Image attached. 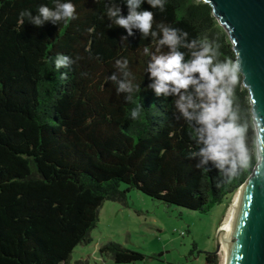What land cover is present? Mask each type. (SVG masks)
I'll list each match as a JSON object with an SVG mask.
<instances>
[{
    "label": "trees",
    "instance_id": "obj_1",
    "mask_svg": "<svg viewBox=\"0 0 264 264\" xmlns=\"http://www.w3.org/2000/svg\"><path fill=\"white\" fill-rule=\"evenodd\" d=\"M55 2L0 0V264H68L78 244L92 241L103 203L128 206L132 188L207 212L238 190L257 161L249 94L239 72L230 96L238 126L236 167L218 172L210 161V171L196 168L193 154L202 145L194 122L175 107L177 96H157L149 87L148 62L167 54L168 46L157 53L152 36L108 28L105 5L117 3L126 17L125 0H71L75 19L40 27L27 17L19 22L21 11L36 16L39 6L54 8ZM140 10L154 13L153 31L163 23L187 32L188 42L206 37L218 45L219 60L234 62L227 32L208 3L165 0L161 12L144 0ZM177 50L185 61L191 58L189 49ZM58 54L73 63L57 70ZM124 59L127 68L116 66ZM121 81H131L133 92H118ZM133 109H139L135 120ZM98 250L115 263L146 258L114 240ZM205 260L218 262L215 252Z\"/></svg>",
    "mask_w": 264,
    "mask_h": 264
},
{
    "label": "clouds",
    "instance_id": "obj_2",
    "mask_svg": "<svg viewBox=\"0 0 264 264\" xmlns=\"http://www.w3.org/2000/svg\"><path fill=\"white\" fill-rule=\"evenodd\" d=\"M128 14L122 15L121 8L117 3L106 4L107 17L111 23L108 28L121 27L127 30L129 36L133 29H138L142 38L152 36L155 40V49L160 53L162 46L167 45L170 51L167 54L151 56L147 70L154 83L149 85L156 95H175V107L182 114V117L189 122H194V129L197 136V144L202 145L199 151L193 154L199 158L196 168H209L211 165L218 172L230 173L237 164L238 152L234 147L237 138L238 126L235 123V112L232 109L230 96L238 80L239 63L231 60L221 61L218 59L215 42H209L205 37L202 40H186L188 33L177 28H170L163 23L157 24L159 31L152 30L154 13L148 10H140L144 0H125ZM153 9L164 11L165 0H147ZM38 15L33 16L32 12L25 9L20 12L19 22H27L40 27L45 21L51 20L58 24L61 20L68 21L76 18V7L68 2L56 0L54 8L39 6ZM162 34V38L156 39ZM126 41L127 37H121ZM178 47L189 49L191 58L185 61V53L178 51ZM145 53L148 49L145 48ZM67 56L60 54L54 60L57 70L62 66L67 67L69 63ZM116 66L127 68L128 61L117 60ZM63 75V74H62ZM125 77L129 72H124ZM109 80H116L115 75L108 77ZM191 89V90H190ZM118 92H133L131 81H121ZM131 100V95L125 98ZM139 115V109H133L131 117L135 120Z\"/></svg>",
    "mask_w": 264,
    "mask_h": 264
},
{
    "label": "rangeland",
    "instance_id": "obj_3",
    "mask_svg": "<svg viewBox=\"0 0 264 264\" xmlns=\"http://www.w3.org/2000/svg\"><path fill=\"white\" fill-rule=\"evenodd\" d=\"M237 191L207 212L189 210L151 198L132 188L128 206L105 201L91 230L92 241L78 244L68 264H122L99 252L108 240L139 251L145 259L125 264H207L206 253L221 263L218 231L231 208Z\"/></svg>",
    "mask_w": 264,
    "mask_h": 264
},
{
    "label": "water",
    "instance_id": "obj_4",
    "mask_svg": "<svg viewBox=\"0 0 264 264\" xmlns=\"http://www.w3.org/2000/svg\"><path fill=\"white\" fill-rule=\"evenodd\" d=\"M201 1L211 6L227 32L234 62L239 63V73L249 94L257 155L221 230L220 264H264V0ZM219 245L218 241L216 251Z\"/></svg>",
    "mask_w": 264,
    "mask_h": 264
},
{
    "label": "bare ground",
    "instance_id": "obj_5",
    "mask_svg": "<svg viewBox=\"0 0 264 264\" xmlns=\"http://www.w3.org/2000/svg\"><path fill=\"white\" fill-rule=\"evenodd\" d=\"M240 193H241V190H237V193H236L235 198H234V200H233V202H232L231 208H230V210H229V212H228V214H227V216H226V219L224 220L223 224L221 225V227H220V229H219V243H220V248H221V250H222V241H221L220 233H221L222 228H223V227L226 225V223L228 222V220H229V218H230V215H231V212H232V210H233V208H234V205H235V203H236V201H237V199H238ZM231 238H232V235L229 236V239H230V240H231Z\"/></svg>",
    "mask_w": 264,
    "mask_h": 264
}]
</instances>
